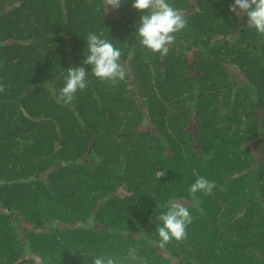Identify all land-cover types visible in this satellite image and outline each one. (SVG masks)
Returning a JSON list of instances; mask_svg holds the SVG:
<instances>
[{
  "label": "trees",
  "instance_id": "16d2710c",
  "mask_svg": "<svg viewBox=\"0 0 264 264\" xmlns=\"http://www.w3.org/2000/svg\"><path fill=\"white\" fill-rule=\"evenodd\" d=\"M133 2L0 0V264H264V36L234 0H168L188 24L153 54ZM88 32L121 51L118 85L82 64ZM199 176L216 187L194 201ZM170 200L193 222L161 248Z\"/></svg>",
  "mask_w": 264,
  "mask_h": 264
},
{
  "label": "clouds",
  "instance_id": "9594fccd",
  "mask_svg": "<svg viewBox=\"0 0 264 264\" xmlns=\"http://www.w3.org/2000/svg\"><path fill=\"white\" fill-rule=\"evenodd\" d=\"M122 0H103V6L119 9ZM132 7L141 15L136 35L139 43L153 54L165 56L169 52V45L176 41V34L183 31L188 24L182 13L174 8L168 0H134ZM229 10L235 15L247 17L246 26L264 36V0H234ZM103 34L88 32L86 36V52L83 65L91 66V74L101 82H109L112 86L124 81L128 69L120 62L121 51L108 39L102 38ZM88 71L84 66L70 67L67 69L65 84L56 95V103L61 105L71 104L78 91H84L87 86ZM5 86L0 84V92ZM210 158V157H209ZM216 187L215 181L204 176H199L188 189L192 200H197V193L210 195ZM165 212H160L156 217L159 225L156 228L158 243L161 248L173 240L180 242L187 239V228L193 222V217L188 207L179 201H168L164 205ZM135 259V257H134ZM94 264H122L114 254H100L93 258Z\"/></svg>",
  "mask_w": 264,
  "mask_h": 264
}]
</instances>
